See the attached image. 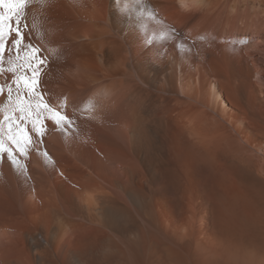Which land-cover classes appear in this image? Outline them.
Masks as SVG:
<instances>
[{
  "label": "bare ground",
  "instance_id": "obj_1",
  "mask_svg": "<svg viewBox=\"0 0 264 264\" xmlns=\"http://www.w3.org/2000/svg\"><path fill=\"white\" fill-rule=\"evenodd\" d=\"M26 14L7 66L35 31L60 70L32 93L22 69L0 72V134L33 141L24 174L0 167V264H264V0H33ZM41 98L73 125L44 113L38 135Z\"/></svg>",
  "mask_w": 264,
  "mask_h": 264
},
{
  "label": "snow or ice",
  "instance_id": "obj_2",
  "mask_svg": "<svg viewBox=\"0 0 264 264\" xmlns=\"http://www.w3.org/2000/svg\"><path fill=\"white\" fill-rule=\"evenodd\" d=\"M33 0H0V45L3 44V41L6 36L13 35L12 43L17 49V52L21 50V45L24 44V39L26 31L28 29L27 24V14L26 10L30 6ZM41 4L47 2V0H39ZM149 19H156L153 13L148 14ZM35 27V24H33ZM166 31H161L159 35H153L151 39L146 40V43H152L154 39H166ZM240 44L247 43L246 38H242L239 41ZM180 49H183V46H179ZM3 51V48L0 47V52ZM25 56L24 65H13L9 67L8 71L15 72L17 67L27 66L32 70V77L30 80H25V87L29 89V92L32 93L35 91V88L38 83V76L41 68L39 66L45 65L46 60L42 59L38 54L40 49L34 47L31 44L24 45ZM17 59H21L17 55ZM11 64V61L9 62ZM33 65H36L35 67ZM23 77L16 79L15 83L19 84L20 80ZM11 89H9V99H11ZM22 103L18 100V104ZM36 120H33V128L38 135H43L44 129L42 126V119H40L44 113L48 114V119L52 120L57 127L61 130H64L65 127H71L73 121L64 113L57 111L56 109L51 108L48 104L44 103L42 98L40 103L36 105ZM21 113L27 111L28 115L31 116L33 113L31 111V105L28 106V109L24 107H19L18 109ZM42 110V111H41ZM11 117L5 115V120H10ZM21 119H24L21 116ZM39 125V126H38ZM33 141L31 136L25 131L23 127H17L15 133L12 130L11 125L8 127L6 133L0 134V158L4 153L7 154L8 161L13 165L14 169L20 173L24 174L26 172V164L21 162L20 157H27L29 149L32 147ZM11 145V146H9ZM47 159V153H43Z\"/></svg>",
  "mask_w": 264,
  "mask_h": 264
},
{
  "label": "rangeland",
  "instance_id": "obj_3",
  "mask_svg": "<svg viewBox=\"0 0 264 264\" xmlns=\"http://www.w3.org/2000/svg\"><path fill=\"white\" fill-rule=\"evenodd\" d=\"M34 35V36H36V37H32V43L29 41V44H31V45H33L34 47H42V43L39 41V34H37L35 31H32V32H30V35ZM8 37H11V35H8V36H6L5 37V39H4V41H3V44L2 45H0V47H2L3 48V51H2V55H0V72L2 73V74H4V75H6L7 77H8V75L9 74H11V73H14V74H11L10 76H9V80L10 81H12L13 79H16L17 77V74L19 73V71L22 69V71H20L21 72V74H20V77H23V79H21V83H23V84H25L24 83V81L25 80H29V74L31 73V68H28L26 65L25 66H23V67H17L16 68V71L15 72H10V71H8V69H9V67H11V66H13V65H18L19 63V65H24V64H21L22 63V58L24 57L23 55H19L20 57H21V59H19L20 60V62L19 63H16V61H17V59L16 58H13V59H11V64L9 65V66H7V60H6V58H4V52H6L7 50H9V47H8V45H7V40H8ZM29 40V39H28ZM57 44V43H56ZM40 49V48H39ZM21 52H23V51H21ZM16 54H19L18 52L16 53ZM46 53H44V54H42V52H40L38 55L42 58V59H44V60H46V64L45 65H41V66H39L40 68H41V70H40V72H39V77H38V86L42 89V87L44 86V83L47 81V80H45V77H46V79H47V77L48 78H54V76H55V71H57V69H59L60 70V68H58V66H57V64H55L56 65V67L55 66H52V64H51V62H50V58H49V56L47 57V56H44ZM34 67L36 66V65H33ZM60 67V66H59ZM37 87V86H36ZM36 154V153H35ZM8 159H7V155H5V153L2 155V158L0 159V167H4V165H7V166H10V165H8L7 163L9 162V161H7ZM29 162V161H28ZM3 176H4V178H5V180H8V182H10V176H9V174H3ZM4 183V182H3ZM2 183V184H3Z\"/></svg>",
  "mask_w": 264,
  "mask_h": 264
}]
</instances>
